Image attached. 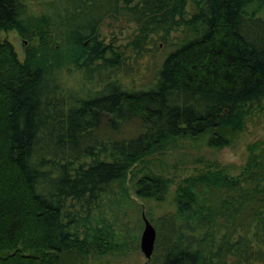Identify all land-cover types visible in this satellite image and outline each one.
<instances>
[{
  "label": "trees",
  "instance_id": "16d2710c",
  "mask_svg": "<svg viewBox=\"0 0 264 264\" xmlns=\"http://www.w3.org/2000/svg\"><path fill=\"white\" fill-rule=\"evenodd\" d=\"M37 1L0 0V31H31L24 9ZM61 2L64 17L40 19L64 28L51 50L65 54L51 66L35 65L33 50L17 60L0 40V264H82L116 252L121 227L110 218L136 162L180 137L228 146L264 117V0ZM103 14L135 22L127 42L97 39ZM73 48L74 65L64 61ZM163 50L149 82L132 88ZM71 65L89 84L83 91L60 76ZM245 150L234 174L218 167L183 180L174 211L153 224L145 264H264V134ZM166 190L149 174L133 187L141 199Z\"/></svg>",
  "mask_w": 264,
  "mask_h": 264
},
{
  "label": "rangeland",
  "instance_id": "374dc122",
  "mask_svg": "<svg viewBox=\"0 0 264 264\" xmlns=\"http://www.w3.org/2000/svg\"><path fill=\"white\" fill-rule=\"evenodd\" d=\"M63 5L61 0L27 3L24 10L35 20L33 29L23 35L15 30L0 31V40L10 43L17 60L22 61L25 52L33 50L36 53L35 65L51 66L55 57L65 54L63 50H59V54H56L57 56L54 54L55 56L52 57L54 52L51 50V45L56 48L60 44L55 36L64 28L55 26L57 28L53 29V27L45 26L40 19L45 18L53 22L57 21L59 16L64 17L67 11ZM135 28V22L125 15L103 14L96 26L97 39L105 44L122 45L130 39ZM41 39L46 42V47ZM70 51L72 54L64 61L74 65L77 50L73 48ZM164 52L165 50L157 54L154 64L149 65L142 79L132 84V88L145 86L149 82ZM60 76L74 91H83L86 86H89L86 80L81 79L80 71L74 69L72 65L61 69ZM124 133H130V131L127 129ZM263 134L264 117H256L246 124L244 130L236 135L228 146L211 148L207 145V136L203 134L194 138H176L159 151L144 156L132 166L129 172L130 178L126 186L128 198L121 206L113 210L114 218L112 216L110 218V221L114 220V226L121 227V233L119 232L121 239L119 237L117 240V251L87 258L82 264H145L146 260L139 250V235L143 227L140 213L143 212L153 225L160 215L173 212L178 187L186 177L197 171L224 167L229 173H236L244 161L246 146ZM143 174L165 180L167 190L161 200L141 199L134 195L133 187L136 179Z\"/></svg>",
  "mask_w": 264,
  "mask_h": 264
},
{
  "label": "water",
  "instance_id": "95a60500",
  "mask_svg": "<svg viewBox=\"0 0 264 264\" xmlns=\"http://www.w3.org/2000/svg\"><path fill=\"white\" fill-rule=\"evenodd\" d=\"M140 217L143 227L139 235V250L145 260H148L153 251L155 229L153 225L147 220L143 212L140 213Z\"/></svg>",
  "mask_w": 264,
  "mask_h": 264
}]
</instances>
